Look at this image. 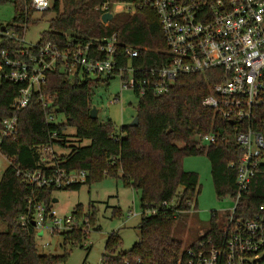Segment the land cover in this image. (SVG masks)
<instances>
[{"label":"trees","instance_id":"16d2710c","mask_svg":"<svg viewBox=\"0 0 264 264\" xmlns=\"http://www.w3.org/2000/svg\"><path fill=\"white\" fill-rule=\"evenodd\" d=\"M7 1L0 0V4ZM103 1L55 0L51 8L43 11L54 12V17L50 20L49 30L41 33L36 44L51 42L63 48L70 41L84 42L115 32L119 47L146 48L144 59L135 61L137 66L160 65L167 48L155 11L137 8L132 13H118L104 24L101 21ZM11 3L13 20L10 24L0 25V52L18 54L23 48L21 42L5 36L4 32L9 30L22 38L34 10L30 0H11ZM8 72L9 68L0 59V130L4 118L14 114L17 117L16 133L3 138L0 143V153L9 161L0 178V225L5 227L0 230V264L65 262L70 252L67 246L81 245L86 238L87 225L95 227L92 204L86 212L77 205L71 214L70 229L58 232L63 249L59 255L41 253L34 227L29 223L22 225L19 218L26 212L30 198L48 208L53 203L54 190H79L83 184L90 185L103 177L117 178L137 192L141 214L138 241L123 251L118 232L109 233L99 264H188L189 251L196 252L200 243L208 248L225 240L227 223L219 228L215 213L211 215L210 228L195 243L184 248L183 242L174 236L179 218L196 207V195L200 191L198 174L182 167L185 156L204 154L208 158L218 196L228 195L235 199L237 192L236 169L230 166L241 155L233 142L235 123L219 118L212 109L201 104L212 83L209 71L179 75L166 94H147L139 98L136 106L138 124L119 127L110 119L100 122L89 115L94 105L95 86L114 76L104 79L85 77L79 81L67 79L58 70L49 71L40 89L33 92L27 107L15 111L12 102L22 84L5 76ZM49 113L62 115L63 121L56 120L58 117L48 121ZM67 126L75 128L74 137L86 139L89 144L71 145L67 154L58 155L53 151L50 160L44 161L48 157L42 152L45 146H66L64 130ZM210 131L225 132L227 138L202 145L197 137ZM39 168L46 171L84 170L86 179L62 188H35L17 173L18 170L26 172ZM260 205H264V165L251 178L229 217L252 219Z\"/></svg>","mask_w":264,"mask_h":264},{"label":"built area","instance_id":"2783aa9c","mask_svg":"<svg viewBox=\"0 0 264 264\" xmlns=\"http://www.w3.org/2000/svg\"><path fill=\"white\" fill-rule=\"evenodd\" d=\"M54 2L30 0V7L46 11ZM141 7L157 14L167 48L162 63L153 67L137 66L135 61L144 59L146 48L119 47L115 32L84 42L70 41L60 48L51 42L24 46L23 37L6 30L5 36L23 46L18 54L0 52V59L9 68L5 76L22 84L12 107L15 111L27 107L33 92L40 89L52 70L79 81L85 77L119 76L121 89H131L138 99L147 94H166L179 75L209 71L212 83L201 104L219 118L235 123L233 142L241 152L237 162L230 163L236 169V204L264 165V0H104L101 6L103 13L113 16ZM46 117L53 121L56 115L49 113ZM16 127L15 114L4 118L0 143L13 136ZM226 138L225 132L210 131L201 135L199 142L209 145ZM42 152L48 155L44 161H49L53 148L45 146ZM17 173L35 188H62L86 179L84 170L39 168ZM19 220L22 225L31 224L35 232L47 228L50 234L70 229L71 225V216L59 218L52 205L46 208L33 198L28 199L26 212ZM225 234L227 237L218 246L206 248L200 243L196 252L189 251L187 263L264 264V205L258 207L252 219L233 220L231 215Z\"/></svg>","mask_w":264,"mask_h":264},{"label":"rangeland","instance_id":"374dc122","mask_svg":"<svg viewBox=\"0 0 264 264\" xmlns=\"http://www.w3.org/2000/svg\"><path fill=\"white\" fill-rule=\"evenodd\" d=\"M13 16L14 8L11 0L0 4V25L10 24ZM53 17L52 11L47 13L34 11L31 21L25 26L23 45L37 43L41 33L49 30V23ZM116 96L119 98L114 100ZM137 102L138 97L131 89H121L119 76H114L107 82H99L94 88L93 103L97 108V118L100 122L110 119L117 127L130 124L136 116ZM56 117H58L56 120L63 121L62 115ZM64 134L67 139L66 146H53V151L58 155L69 153L71 145L89 144L86 139L78 140L74 137L75 128L72 126H67ZM197 139L199 140V137ZM8 164L9 161L0 153V178ZM181 164L184 170L198 174L200 187L196 195V207L181 215L174 231V236L181 240L186 248L199 239L200 231L204 233L208 231L212 213L217 216V226L225 227L235 203L228 195L216 194L210 163L204 154L185 156ZM52 194L56 199L52 203V208L59 218L71 216L77 205H81L85 212L89 204L95 209V227L88 224L85 228L86 238L82 244L68 245L67 249H70V252L67 259L56 264H99L107 237L113 231H117L120 235L123 251L128 250L138 241L141 214L139 194L124 186L121 180L103 177L90 185L83 184L79 190L56 189ZM3 229L5 227L0 225V230ZM36 242L41 253L55 255L63 253L60 234H50L47 228L36 230Z\"/></svg>","mask_w":264,"mask_h":264},{"label":"water","instance_id":"95a60500","mask_svg":"<svg viewBox=\"0 0 264 264\" xmlns=\"http://www.w3.org/2000/svg\"><path fill=\"white\" fill-rule=\"evenodd\" d=\"M113 18V15L110 12L103 13L101 16V21L102 23L106 24L108 23L111 19ZM2 30L4 27L1 28ZM97 108L93 105L92 108L90 109V118L95 119L97 117ZM138 124V118L135 116L133 120L130 122V126H136ZM56 199H53V202H55Z\"/></svg>","mask_w":264,"mask_h":264},{"label":"crops","instance_id":"0c3cea01","mask_svg":"<svg viewBox=\"0 0 264 264\" xmlns=\"http://www.w3.org/2000/svg\"><path fill=\"white\" fill-rule=\"evenodd\" d=\"M203 234H204V232L203 231H200L199 236H202Z\"/></svg>","mask_w":264,"mask_h":264}]
</instances>
